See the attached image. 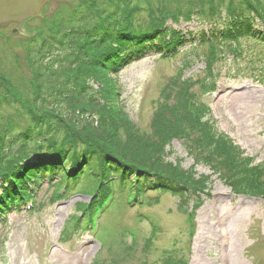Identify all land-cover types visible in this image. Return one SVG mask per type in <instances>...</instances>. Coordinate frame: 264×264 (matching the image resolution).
<instances>
[{"label":"trees","instance_id":"trees-1","mask_svg":"<svg viewBox=\"0 0 264 264\" xmlns=\"http://www.w3.org/2000/svg\"><path fill=\"white\" fill-rule=\"evenodd\" d=\"M180 22L210 28L184 34L175 26ZM38 35L23 43L32 75L21 89L0 73V101L8 98L22 108L20 121L0 123V211L23 194L32 196L45 181L55 186V198L80 183L93 197L79 204L80 211L98 208L111 182L130 187L129 199L135 185L150 184L171 191L188 207L194 199L189 193L209 188L210 176L170 159L174 139L234 192L264 195V164L255 165L218 132L207 108H195L198 96L187 87L190 79L166 83L152 132H144L121 104L110 74L152 51L179 52L188 41L192 44L183 51L194 50L209 62L235 50V43L249 45L251 63L264 61V0H80ZM213 50L217 55L211 59ZM194 219L195 213L189 214L192 232ZM156 264L189 260L177 250Z\"/></svg>","mask_w":264,"mask_h":264},{"label":"rangeland","instance_id":"rangeland-1","mask_svg":"<svg viewBox=\"0 0 264 264\" xmlns=\"http://www.w3.org/2000/svg\"><path fill=\"white\" fill-rule=\"evenodd\" d=\"M79 2L0 0V73L18 90L32 75L24 41L39 37L41 27L45 28L56 15L69 13ZM177 26L193 34L202 27L210 28L196 22ZM225 58L224 62H214L219 65L217 79L221 72L225 76L216 91L206 95L212 108L207 119L211 118L219 132L226 133L255 157V163H264V67L253 71L245 61L247 56L238 61L231 56ZM206 64L205 57L194 50L166 59L152 51L119 74H110L116 78L121 104L136 126L152 132L156 102L164 85L181 75L193 80L194 90L198 91L200 82L207 77ZM21 109L8 98L0 101V123H17ZM169 150L170 159H182L187 167L194 164L181 141L174 140ZM196 170L212 174L205 164H198ZM211 181L209 193L203 194L200 201L192 199V205L202 204L196 212L194 232L187 205L181 207L182 199L157 188L147 193L146 203L141 206H129L120 197L114 208L100 216L102 225L97 236L90 233L94 230L86 226L87 220L75 218L67 230L75 232L78 223L84 226L83 232L74 233L67 241L63 234L70 218L78 213L79 203L89 202L91 196L78 183L76 188L62 190V198L52 202L55 186L45 183L37 191L34 211L10 210L0 225V264H93L95 259L116 264H156L174 250L184 252L189 264H264V200L232 194L216 174ZM222 229L230 231L229 246L221 239ZM130 247L133 248L128 250ZM228 254L230 258L225 259Z\"/></svg>","mask_w":264,"mask_h":264},{"label":"bare ground","instance_id":"bare-ground-1","mask_svg":"<svg viewBox=\"0 0 264 264\" xmlns=\"http://www.w3.org/2000/svg\"><path fill=\"white\" fill-rule=\"evenodd\" d=\"M230 252V251H229Z\"/></svg>","mask_w":264,"mask_h":264}]
</instances>
